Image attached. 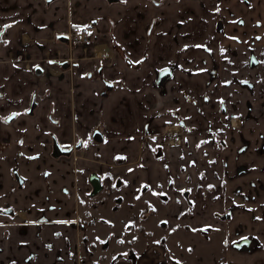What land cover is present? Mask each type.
Here are the masks:
<instances>
[{"label": "crops", "instance_id": "crops-1", "mask_svg": "<svg viewBox=\"0 0 264 264\" xmlns=\"http://www.w3.org/2000/svg\"><path fill=\"white\" fill-rule=\"evenodd\" d=\"M159 9L164 19L159 29L149 36V22ZM159 9L150 0H128L124 4H109L105 0H55L51 3L0 0V27L7 24L4 36L9 40L7 45L0 47V90L4 93L0 99V210H3L0 211V264H48L55 259V248L50 249L47 242L63 241L64 236L52 238L51 233L55 230H61L63 235L69 233L68 221L82 212L80 199H85L86 189L83 179L89 167L111 170L125 179L117 193L121 196V213L126 220L131 214L142 212L145 215L143 225L147 231L139 236L141 251L137 264H170L163 242L156 240L160 235H167L168 228L183 226L187 231L185 235L191 239L186 245H191L194 239L198 243L197 251L207 246L193 229L207 223L211 214L195 197V183L187 184L180 177L179 169L183 164L190 170L188 160L200 159L199 153L193 151V145H186L169 148L166 157L155 160L141 150L139 140L131 136L140 134L143 123L151 120L159 110L183 107L182 87L204 85L208 76L204 70L212 61L204 50L205 45H210L216 52L215 58L220 59V40L214 33L212 16L197 7L196 13H192L181 28L176 27L177 6L168 4ZM90 22L102 33L101 40L108 41L111 33L125 52L121 55L118 50L111 49L112 62L103 63L104 76L122 82L106 97L101 95L103 81L96 69L99 58L85 55L81 48H76L73 50L78 57L75 65L64 68L60 63H49L47 57L48 50L58 48L63 56L69 51L68 43L56 38L58 32ZM250 39L248 34L243 36L244 41ZM222 43L236 47L230 35L224 36ZM21 45L28 50L23 57L18 51ZM180 46H184L185 51ZM18 56L22 57L21 61L17 60ZM125 56L131 61L127 62ZM142 57L143 62L136 66L134 63ZM225 58L235 67L233 74L236 73L243 61L242 55L233 56L228 52ZM168 63H177L180 70L176 79L166 84L167 92H163L156 84V74ZM37 64L44 66L41 75L32 68ZM185 69L197 71L189 76L183 74ZM33 94H36L37 106L34 113H28L26 108ZM14 111L18 115L6 121L4 117ZM207 116L215 119L213 111ZM100 117L105 119L103 142L90 143L85 155L77 159L52 155V133L68 143L79 137L86 139ZM190 117L191 122L204 124L205 119L199 115ZM196 140L191 138V141ZM180 153L185 156L180 157ZM116 154L124 155V162L117 164ZM28 156L31 159L27 164ZM15 164L21 167L22 186H18L14 175ZM27 165L35 167L30 174L33 176L25 171ZM169 174L176 184L172 189L165 186ZM185 186L190 188V198L196 203L192 206L193 212L183 218L179 213L187 204L175 197ZM63 187L69 189L67 195ZM36 189L39 190L35 192ZM156 191L168 192L171 199L153 203L155 209L147 203L157 200ZM8 207L16 209L18 214L8 213ZM43 214L50 221L40 233L38 222ZM155 215H159L158 232L154 228L153 233L148 226L156 223ZM49 224L53 225L51 229ZM61 253L68 256L65 248ZM29 254L32 259H28ZM240 256L243 264L260 262L245 253ZM118 264L131 263L123 259Z\"/></svg>", "mask_w": 264, "mask_h": 264}, {"label": "flooded vegetation", "instance_id": "flooded-vegetation-1", "mask_svg": "<svg viewBox=\"0 0 264 264\" xmlns=\"http://www.w3.org/2000/svg\"><path fill=\"white\" fill-rule=\"evenodd\" d=\"M53 1L55 0H46L47 3ZM105 1L109 4H124L128 0ZM150 1L158 9L168 4H174L175 8L177 6L175 9L178 15L177 28H181V24L188 20L192 13H196V7L204 14L212 16L213 30L220 40L218 45L220 59L215 58L216 52L210 45H205L204 50L210 55L212 61L204 70L208 74L204 85L182 87L180 98L185 102L183 107L159 110L151 120L143 123L140 134L131 137L138 139L140 149L150 154L155 160L166 157L169 148L193 145V151L199 153L200 159H187L191 166L190 170L186 168V165L180 164V177L187 184L195 183V197L202 201V208L211 214V219L207 223L198 225L193 230L198 232L205 245L212 244L216 248L219 247L220 258H217L215 264H243L238 257L244 253L247 257L260 261L257 264H264V0ZM162 13V9H159L153 14L147 29L149 36L159 29L164 19ZM6 26L7 24L0 27V47H4L9 41L4 36ZM78 27L70 26L67 32H58L56 36L58 40L68 43L69 51L65 55L71 53L73 57L71 65L68 59L63 60H67L69 66L75 65L78 57L74 55L73 50L76 48H81L85 55L91 54L92 57L99 58L96 69L103 81L101 95L106 97L117 84L122 82L106 78L102 71L103 63L112 62L109 50H118L121 55L125 52L121 50V45L113 40L111 33L108 41L101 40L102 33L97 27L90 34L86 44H76L73 40V32ZM247 34L251 37L248 42L243 40V36ZM229 35L233 37L235 48L222 43L223 37ZM180 47L182 51H185L184 46ZM57 50L58 48L49 51ZM18 51L22 57L28 54V50L22 45ZM104 51L106 55H101ZM228 52L233 56L238 53L243 58L240 68L234 74L235 67L231 66L225 58ZM22 57L18 56L17 60L21 61ZM125 57L127 62L131 61L128 56ZM143 59L144 57L134 64L140 65ZM63 60L56 58L55 54L48 58L51 64L60 63ZM37 65L32 67L34 71ZM178 69L180 70L177 63H168L157 70L156 84L163 92H167L166 84L176 79ZM164 70L165 72H162ZM196 71V69H185L183 74L193 76ZM161 72L162 75L169 74L162 84L158 83ZM107 82H114L112 89L107 88ZM3 96L4 93L0 90V99ZM33 103L35 106L32 108ZM36 106V94H33L26 111L34 113ZM210 111L214 112L215 119L208 118ZM16 113V111L11 112L4 118L6 121H12ZM192 114L204 118L205 120L202 121L204 124L191 122ZM104 124L105 119L100 117L86 139L79 137L68 143L59 140L54 133L52 138L53 140L57 138L61 144L68 143L67 148L79 145L80 147L72 154V158L77 159L85 155L90 143L104 141ZM97 129L103 134L102 141L93 138ZM191 138L197 140L191 141ZM179 156L185 155L180 153ZM30 159L28 156L27 164ZM124 159L125 156L122 154L114 155V161L117 164L124 162ZM20 169L19 164L13 165L14 175L19 181L18 186L24 185ZM33 169H35L34 166L27 165L25 171L30 175L33 174ZM92 169L97 170L92 167L86 170L83 179L86 188L85 199H80L83 209L78 217L68 221L69 233L66 232L67 234L63 235L61 230L51 233L52 238L64 237L63 241L47 242V246L50 249L55 248L56 252L55 259L48 264H118L123 259L131 264H137L141 251L139 236L147 231L146 225H143L145 215L140 210V214H131L129 220L125 219L124 214L121 213V196L117 193L125 179L114 175L111 170H97L102 175L104 188L96 195L90 196L92 186L86 182L85 178ZM173 185H176L174 178L169 174L165 186L172 189ZM189 189L186 186L181 188L179 196L175 197L179 202L184 200L187 204L179 213V216L183 218L193 212L191 209L196 203L193 198H190ZM38 190L36 189L35 192ZM63 190L65 195L69 193L66 187H63ZM154 193L157 200L147 203L153 208H155L153 203L171 199V194L168 192ZM48 194L50 197L51 192ZM86 207H89V210H84ZM6 211L14 216L18 214L12 207L6 208ZM111 216H114L113 219ZM258 217L260 219H257ZM40 218L39 232L42 233L46 222L50 220L44 214ZM115 224L117 229H111ZM52 227L53 225L49 224L48 228ZM179 227L168 228L167 235H160L156 239L163 242L166 249L165 255L170 264H187L188 256L196 252L198 246L194 239L191 245H186V241L191 239L185 235L187 231L183 229V226ZM152 229L155 233L154 228ZM172 241L175 249H173ZM64 248L68 254L67 257L61 253ZM47 253L49 254V250ZM27 257L33 258L31 254Z\"/></svg>", "mask_w": 264, "mask_h": 264}, {"label": "water", "instance_id": "water-1", "mask_svg": "<svg viewBox=\"0 0 264 264\" xmlns=\"http://www.w3.org/2000/svg\"><path fill=\"white\" fill-rule=\"evenodd\" d=\"M65 38L64 36H60ZM59 63V62H58ZM61 66L64 68H67L69 66V62L67 60H63L60 62ZM162 72H165L162 71ZM162 72L160 73V78L158 79V83L162 84V82L168 78L169 74H164L162 75ZM35 73L37 75H41L44 73V66L41 64H38L35 66ZM108 89H112L114 86V82H107L106 83ZM106 94V92H104ZM35 106V104H32V108ZM93 138L97 141H102L103 139V134L102 132L97 129L94 134ZM68 143L66 144H61L57 138L53 140V150H52V155L53 156H68L72 157V154L74 153L75 149H78L80 146L79 145H73L72 147L67 148ZM86 182H89L92 186V191L90 192V196L96 195L99 193L101 190L104 188V183L102 181V175L97 171V170H90L89 174L85 178Z\"/></svg>", "mask_w": 264, "mask_h": 264}, {"label": "rangeland", "instance_id": "rangeland-1", "mask_svg": "<svg viewBox=\"0 0 264 264\" xmlns=\"http://www.w3.org/2000/svg\"><path fill=\"white\" fill-rule=\"evenodd\" d=\"M113 217L111 216L112 219H113ZM155 219H156V223H150L151 226H148V227L151 229V231H152V228H155L156 231L158 232V224L157 223L159 221V215H155ZM154 225H155V227H154ZM113 228L117 229V225L116 224L112 225L111 229H113ZM218 248L219 247L216 248L215 245L213 246L212 244H208L206 247L205 246L200 247V249H198V251L196 250V253L194 251L193 254L188 256L187 264H215L217 262V258L218 259L220 258V256H219L220 250H218Z\"/></svg>", "mask_w": 264, "mask_h": 264}, {"label": "built area", "instance_id": "built-area-1", "mask_svg": "<svg viewBox=\"0 0 264 264\" xmlns=\"http://www.w3.org/2000/svg\"><path fill=\"white\" fill-rule=\"evenodd\" d=\"M96 30V26L91 23L82 24L78 27L77 30L73 32V40L76 41V44H86L89 41L90 34ZM55 54V57L58 59H68V61H73L72 54L69 53L68 55L63 56L61 50H57L53 54L50 51H47V57L50 58L52 55ZM101 55H106V52H101Z\"/></svg>", "mask_w": 264, "mask_h": 264}, {"label": "snow or ice", "instance_id": "snow-or-ice-1", "mask_svg": "<svg viewBox=\"0 0 264 264\" xmlns=\"http://www.w3.org/2000/svg\"><path fill=\"white\" fill-rule=\"evenodd\" d=\"M217 10H219V9H217ZM14 115H18V114H14ZM131 171V170H130ZM137 199H139V197H137ZM0 211H3V210H0ZM257 219H260L259 217L257 218ZM164 223H166V222H164ZM206 230V229H205ZM245 241L247 240V238H243ZM157 243H159V242H157Z\"/></svg>", "mask_w": 264, "mask_h": 264}, {"label": "bare ground", "instance_id": "bare-ground-1", "mask_svg": "<svg viewBox=\"0 0 264 264\" xmlns=\"http://www.w3.org/2000/svg\"><path fill=\"white\" fill-rule=\"evenodd\" d=\"M106 50V49H105ZM105 52V51H104Z\"/></svg>", "mask_w": 264, "mask_h": 264}]
</instances>
